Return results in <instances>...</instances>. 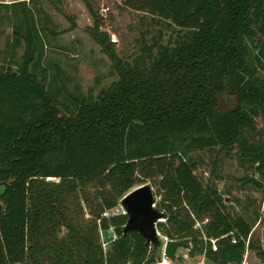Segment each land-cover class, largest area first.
Returning a JSON list of instances; mask_svg holds the SVG:
<instances>
[{
	"label": "trees",
	"instance_id": "obj_1",
	"mask_svg": "<svg viewBox=\"0 0 264 264\" xmlns=\"http://www.w3.org/2000/svg\"><path fill=\"white\" fill-rule=\"evenodd\" d=\"M82 1L93 18L86 31L117 76L93 99L37 75L33 13L24 1L0 2L21 5L10 43H23L16 68L0 63V264L155 262L139 232L123 233L126 213L109 212L146 179L165 213L158 230L181 238L189 256L241 264L251 249L264 259L253 223L214 181L220 155L233 152L258 174L241 184L264 187V0H123L187 29L171 50L145 47L133 62ZM223 96L235 103L222 107ZM203 149H216L206 180L191 155Z\"/></svg>",
	"mask_w": 264,
	"mask_h": 264
},
{
	"label": "rangeland",
	"instance_id": "obj_2",
	"mask_svg": "<svg viewBox=\"0 0 264 264\" xmlns=\"http://www.w3.org/2000/svg\"><path fill=\"white\" fill-rule=\"evenodd\" d=\"M21 1H24L33 13L39 28L40 42L37 54L40 53V56L36 57L39 62V71H37L39 77L45 74L47 82H50L54 88L66 87L87 99L96 98L103 87L116 79L108 56L86 31V26L93 23V18L82 0ZM92 1L102 16L100 28L109 33L110 39L115 42L118 54L128 61L133 62L145 47H149L153 55H157L163 47L171 50L178 40L185 38L184 35L187 33L186 28L175 25L169 19L135 10L127 6L123 0ZM20 6L19 4L0 6V63L13 68L18 66L23 52V43L16 46L10 43L13 25L20 16ZM234 103L235 100L231 96H223L219 99L222 107H229ZM258 123L264 126V118H259ZM191 155L197 159V174L206 180L210 176L216 149H203L192 152ZM245 173L258 176L253 169H244L233 152L220 155L218 176L214 181L225 196L229 209L233 213L244 215L253 223V237L264 247V187L257 189L250 184L242 185L239 178ZM145 182L152 186L153 192L156 191V185L151 179L134 186ZM2 190L3 184H0V192ZM159 199L160 195L155 193V202ZM109 212H123V207L118 201ZM159 235L163 244L168 236L160 231ZM100 237L103 246L107 247L109 238L105 230H101ZM187 250V247L180 246L175 256L169 258L164 256L161 245L153 250L157 259L155 262L219 264L207 260L203 255L191 257L187 254ZM187 256L192 259L189 260ZM243 260L246 264H264V259L258 258L251 249L246 251Z\"/></svg>",
	"mask_w": 264,
	"mask_h": 264
},
{
	"label": "water",
	"instance_id": "obj_3",
	"mask_svg": "<svg viewBox=\"0 0 264 264\" xmlns=\"http://www.w3.org/2000/svg\"><path fill=\"white\" fill-rule=\"evenodd\" d=\"M126 213L127 219L122 228L123 233L129 230L139 232L147 242L152 244V250L162 245L165 257L173 258L176 250L184 246L181 239L166 238L161 243L159 230L156 226L157 221L162 220L165 213L156 206L155 194L152 186L148 183H142L129 189L119 200ZM108 237L114 236L113 229H109ZM150 264H158L152 262Z\"/></svg>",
	"mask_w": 264,
	"mask_h": 264
},
{
	"label": "crops",
	"instance_id": "obj_4",
	"mask_svg": "<svg viewBox=\"0 0 264 264\" xmlns=\"http://www.w3.org/2000/svg\"><path fill=\"white\" fill-rule=\"evenodd\" d=\"M0 2L9 3V2H7V1H0ZM186 258H188L189 260L192 259L191 257H188V256H187ZM241 264H246V263H245V261L243 260Z\"/></svg>",
	"mask_w": 264,
	"mask_h": 264
},
{
	"label": "built area",
	"instance_id": "obj_5",
	"mask_svg": "<svg viewBox=\"0 0 264 264\" xmlns=\"http://www.w3.org/2000/svg\"><path fill=\"white\" fill-rule=\"evenodd\" d=\"M104 214H108V211H104Z\"/></svg>",
	"mask_w": 264,
	"mask_h": 264
}]
</instances>
